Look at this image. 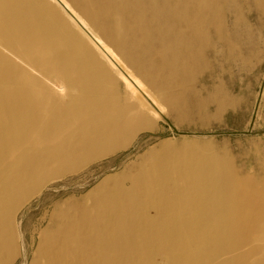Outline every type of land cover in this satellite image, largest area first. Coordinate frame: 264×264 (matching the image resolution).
Listing matches in <instances>:
<instances>
[{
    "label": "bare ground",
    "instance_id": "6f19581e",
    "mask_svg": "<svg viewBox=\"0 0 264 264\" xmlns=\"http://www.w3.org/2000/svg\"><path fill=\"white\" fill-rule=\"evenodd\" d=\"M62 1L0 0V264L47 183L130 143L179 104L191 59L238 44L221 15L239 0ZM48 226L36 264H264V193L198 150L163 148Z\"/></svg>",
    "mask_w": 264,
    "mask_h": 264
},
{
    "label": "rangeland",
    "instance_id": "374dc122",
    "mask_svg": "<svg viewBox=\"0 0 264 264\" xmlns=\"http://www.w3.org/2000/svg\"><path fill=\"white\" fill-rule=\"evenodd\" d=\"M239 2L238 8L230 9L239 20L226 7L221 15L226 31L238 33L236 47L230 51L216 45L202 51L189 61L190 81L173 94L181 96L179 104L162 113L155 108L159 117L130 143L47 183L15 219L19 250L10 264L38 263L43 233L53 229L48 226L51 218L78 216L104 188L130 186L155 153L167 146L214 154L249 187L264 193V0L259 6L253 0ZM125 62L141 74L139 59ZM118 90L125 93L123 83Z\"/></svg>",
    "mask_w": 264,
    "mask_h": 264
}]
</instances>
